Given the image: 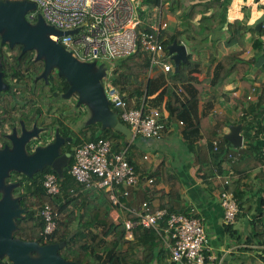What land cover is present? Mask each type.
<instances>
[{
    "label": "trees",
    "instance_id": "obj_1",
    "mask_svg": "<svg viewBox=\"0 0 264 264\" xmlns=\"http://www.w3.org/2000/svg\"><path fill=\"white\" fill-rule=\"evenodd\" d=\"M206 0H164L162 1V7L164 8L166 2L169 4L168 11L170 16L176 17L179 23L173 28H168L166 34L168 40L164 42V48L167 51V46L172 42L177 44H183L191 49V53L188 48V55L186 64H180L178 69L175 70L172 65L171 70L165 74L164 85L159 87L156 83L157 78H147L150 69L149 56L142 50L137 51L134 55L127 58L115 61L111 63L110 71L116 77L113 83L126 94L127 97H140L142 95L151 96L159 91L155 98L165 99L166 105L169 111L168 119H163L165 125L164 134L168 129V120L172 117H177L176 123L179 127H184L185 131L183 136L193 135L202 126L190 117L189 104H197L203 96L208 94H214L217 96L222 95L227 100L226 96L222 94L224 87L232 82L235 78L232 74L235 73L238 80L243 82L247 88H251V84L248 80V71L251 63L255 58L252 57L249 60H243L237 53H230L225 55L219 60L218 65L215 66L213 71V77L211 79L203 80L201 82H194L193 74L200 71V68L204 65L202 63V53L204 49L212 50L208 42L210 36L215 34L211 41L212 47H217L221 38L220 34L223 19L220 15V8L214 10L210 15H207L210 10V4L205 2ZM218 2L217 4H227L228 0H213ZM142 5L148 6L150 9L153 6H159L160 0H141ZM139 13V12H138ZM144 16V13H139ZM246 25L242 21H235L226 26V44L239 43L242 47L245 45L244 34L246 32ZM149 30V29H148ZM259 36L264 37V29L260 32ZM253 48L261 49L262 41H255L252 44ZM249 54L248 52H243ZM242 55V54H241ZM197 56L196 60L193 58ZM210 57H214L212 54ZM200 58V59H199ZM213 59H209L206 63L208 67L212 65ZM114 63V64H113ZM173 64V63H172ZM208 69V68H207ZM210 69V68H209ZM157 71V69H154ZM153 71V72H154ZM207 70V74L209 75ZM54 83V80H53ZM208 84V88L204 84ZM67 84L65 86L58 85L53 86L54 98L59 96L61 92L66 91ZM183 90L182 96H178L176 90L178 88ZM256 93L262 92L264 89H256ZM256 102H251L249 109L241 117L240 124L247 132L246 137L248 139L247 150L252 155L247 160L243 167L237 169L236 174L245 175L239 176L236 181L226 185L221 192L231 193L233 198L238 204V207L242 211L250 212L252 207L251 201H248L246 195L248 190L244 188L243 182L245 179H250V172L257 166H264V158L262 155V149L256 145L253 138L249 135V132H253L255 137H258L264 132L263 124L260 119H254V117L261 114L264 107V96L258 95ZM212 96L208 95L207 101H210ZM194 105V106H195ZM236 107L241 106V101L235 100ZM76 100L69 103V126L76 125L81 120L82 112H75ZM80 108V107H79ZM150 108V107H148ZM157 109V108H155ZM79 110V109H78ZM159 110V109H158ZM160 112V110H159ZM161 113V112H160ZM162 114V113H161ZM252 118L248 120V116ZM163 116V115H162ZM186 116V118L184 117ZM223 116L215 115L214 121L215 129L218 133L221 132L223 124L220 120ZM186 119L187 122L185 125ZM181 122L182 124H179ZM208 123V122H207ZM69 130V135L71 129ZM99 131L102 134L97 135V129L93 125H87L82 123V126L76 133L74 146L81 142H88L96 140L97 138H107L114 142V150H118L120 147L126 149L128 162L134 167L135 172L140 177V182H145L147 179H153L152 186L163 182L164 184L170 183L168 200L162 202L161 209H165L167 212L180 211L178 208L179 198V183L175 174L169 173L168 169H165L167 176L160 175L161 171L142 172L141 176L138 165L132 160L134 145L129 142H123L122 134L113 131L112 129H103L99 127ZM71 136V135H70ZM217 138V137H216ZM120 140V141H118ZM161 141V140H160ZM222 144L219 146L218 139H215L216 146H212L210 143L207 149L203 150V147H198L194 156V166L209 164L214 159L218 160V164L215 165L217 175L223 176L225 171L220 168V162L224 161L223 156V144H226L224 139L220 140ZM211 153L210 159L202 156V152L206 151ZM147 156L145 153H140L139 157L144 160ZM228 161V160H227ZM72 163V158L69 160V165ZM54 174L59 185V194L50 197L46 194L43 188V176L44 174ZM264 173H260L258 178L262 177ZM264 177V176H263ZM19 190H16V195L19 196L20 207L23 208L26 213L21 219H16L15 224L17 229L13 232V238L20 239L22 241L29 242H44L45 244H57L65 241L69 233L73 232L74 235L71 240L60 249L58 254L66 261L74 262L77 264H175L171 262L168 251L163 245V234L154 230H146L143 228H136L133 231V241H126L124 238L125 229L122 223H116L110 213L113 210H117V207H113L110 200V193L104 189H98L95 187L85 188L83 185L77 183L75 179L69 174L68 169L64 172L62 177H58L50 168H45L42 172L37 173L32 179H24L19 183ZM244 189V190H243ZM132 197V196H131ZM130 199V198H129ZM128 199V200H129ZM148 201L144 199L137 204ZM49 204L55 214V220L57 223L56 231L48 237H43L42 232L44 230L43 221L36 216L34 208L41 209L44 204ZM127 204H130L127 202ZM151 211L158 208H154L149 202ZM133 206V205H132ZM135 206V207H137ZM125 216L124 211L122 216ZM121 216V217H122ZM237 216V215H236ZM132 216L128 215V218ZM236 218V217H235ZM166 218L163 220L162 226L166 222ZM226 231L231 236L239 233L232 228V224H226ZM260 230V231H259ZM255 232L258 234V238H262L261 244L264 245V211L261 212L257 221L255 222ZM238 238V236L236 237ZM252 242V238H249ZM0 264H10L4 260H0Z\"/></svg>",
    "mask_w": 264,
    "mask_h": 264
},
{
    "label": "built area",
    "instance_id": "obj_2",
    "mask_svg": "<svg viewBox=\"0 0 264 264\" xmlns=\"http://www.w3.org/2000/svg\"><path fill=\"white\" fill-rule=\"evenodd\" d=\"M27 1L35 5L26 16L36 21L41 16L47 26L62 33L74 32L72 35H49L56 45L62 46L74 58L82 63L99 61L112 62L127 58L142 50L149 56L150 78L154 69L168 73L172 68V54L164 48L168 40L165 21L168 3L148 9L146 5H138L136 0H0ZM165 11V14H164ZM144 13V16L139 13ZM143 17V18H141ZM261 27H264L263 24ZM149 29V30H148ZM66 48H69L67 50ZM78 57L82 59L79 60ZM103 79V78H102ZM102 82V80H101ZM106 100L111 109L116 110L118 119L130 131L129 143L137 137L160 141L164 137L165 120L158 109L148 108L142 104L135 107L131 99L114 85L104 89ZM182 96L183 90H176ZM256 96L253 88L247 100ZM179 124H182L179 122ZM216 146L215 140L212 142ZM114 142L107 138L81 142L72 148V163L68 167L69 174L85 188L95 187L110 193L113 207L124 211L125 216L119 223L125 229L126 241H133L134 229L160 231L164 237L163 245L169 253L171 262L175 264H217L209 252V239L202 219L194 207L186 212H167L158 208L151 211L149 202L144 201L135 207L127 204L140 184V177L130 165L126 149L114 150ZM264 158V147L262 149ZM148 157L145 156L144 160ZM152 186L153 179L145 180ZM230 183L229 178L222 182ZM43 188L46 194L54 197L59 194V185L54 174H44ZM220 205L223 209L225 224H232L238 213V205L231 193H220ZM36 216L44 223L43 237L51 236L57 227L55 214L49 204H44ZM128 215L132 216L128 218ZM167 219L163 224V220Z\"/></svg>",
    "mask_w": 264,
    "mask_h": 264
},
{
    "label": "crops",
    "instance_id": "obj_3",
    "mask_svg": "<svg viewBox=\"0 0 264 264\" xmlns=\"http://www.w3.org/2000/svg\"><path fill=\"white\" fill-rule=\"evenodd\" d=\"M205 2L210 4V10H208L207 15H210L214 10H217L218 7H221L220 15L223 19V25L218 37L222 40L214 50L211 41L215 34L210 36L208 45H210L209 47H211L212 50L209 51L208 49H204V52L202 53V63L204 65L200 68V71L193 74L194 82L207 80V77L208 79H211L214 74L213 71L215 70V66L218 65L219 60L227 54L237 53L241 59L245 61L252 57L255 58L248 71V80L251 81V88L248 89L243 82L238 80L235 73L232 74L235 79L227 84L222 92L227 100L224 99L222 95L217 96L214 94H208V91H205L206 95L203 96L196 105L189 104L191 119L196 122L195 124L200 123L202 125L196 133H193V135L189 134L187 137L183 136L185 131L184 127L177 126L176 123L178 118L172 117L168 120L169 130L164 134L161 141L137 137L133 141L134 144L132 142L135 146L132 160L140 168L138 172L141 176H147V174L143 175L142 172L152 173L156 170H164L160 172V175L163 177H166L168 175L167 172L169 171V173L177 176L179 180L180 198L177 209H180V212H186L191 207H194L197 210L198 217L202 219L203 226L209 239L208 255L212 256L217 264H264V245L261 244L262 238H258V234L255 232V222L261 212L264 211V175L260 178L257 177L260 173H264V166L253 168L248 172L250 179H245L243 182L244 188L248 190L246 197L252 204V206L248 205V207H252V211H242L238 207L237 216L232 223V228L239 232L235 234V236H231L228 231H226V224L223 219V209L220 205V191L226 186L222 183L223 180L229 178V184H231L233 181H236L239 176L247 174H236V171L240 167H243L245 162L252 156L247 150V132L244 131V128L239 121H241L243 114H247L246 110L249 109L251 102H256V97L259 94L264 96V37L259 36L264 28H261V31L259 32L254 30L255 22L264 13L262 5L264 0H228L226 5L223 3L217 4L218 2L213 0H206ZM168 13L169 11L166 9L165 21L169 24V28H173V25L176 26L179 21L176 17H172ZM235 21H242L247 27L244 34V47L239 43H231L227 45L224 40L227 36V24H231ZM170 22L173 23L172 27ZM257 40L262 41L261 49H255L252 46ZM186 50L188 54V47H186ZM243 52H248L249 54ZM211 54L214 57H210ZM196 57L197 56L193 59L196 60ZM209 59H213L210 67L206 64ZM207 70L210 71L209 75L207 74ZM156 75H160L157 78L156 83L161 87L164 85L166 79L165 74L157 69V71L152 73L150 78ZM204 85L208 88L207 83ZM253 88L263 90L262 92H257L256 96L254 95L255 97H252L251 100H247V97L250 95ZM158 91L151 96L142 95L140 97H133L131 103L135 107L141 105L142 102L146 107L157 108L160 110L163 117L168 119L169 111L166 105V100L155 98ZM208 95L212 96L210 101H207ZM235 100L241 101V106L236 107ZM215 115L223 116L220 120V123L223 124L220 133L215 129L214 121L212 122ZM184 117L186 118V116ZM251 118L252 116L249 115L248 120ZM254 119H260L264 130V107L260 116L257 114ZM184 122L186 125L187 122H190V119L189 121L186 119ZM238 124L241 125L240 135L242 137V143L241 147H233L225 140V136L230 133L231 126ZM249 135L261 150L262 147H264V132L258 137H255L253 132H249ZM121 139L125 142L127 137L122 135ZM215 139H218L219 146L222 144L220 141L221 139L226 141V144H223V150H221L224 152V161L220 162V168L225 171L223 176L217 175L215 165L219 162L217 159H210L211 153L209 150L208 152L206 151V153L204 152V154L202 152V156L211 160L208 162L209 164L206 163L194 166V156L198 147H203V150L207 149V146ZM137 144L141 146V151L136 148ZM145 147L161 148L164 150V154L162 155L159 154V152L154 151L152 152L154 155L151 157ZM140 153H145L148 159L142 160L139 157ZM165 169H168L169 171H165ZM169 189L170 183L166 185L161 182L155 187H150L146 185V182H140L138 188L132 191V197H130L128 202L133 206H137L136 199L138 191H142L143 200L148 199L154 208H159L161 207L162 202L168 200ZM110 215L116 223H119L122 219L121 210H113ZM237 236L238 238H236ZM249 238H252V242H250Z\"/></svg>",
    "mask_w": 264,
    "mask_h": 264
},
{
    "label": "water",
    "instance_id": "obj_4",
    "mask_svg": "<svg viewBox=\"0 0 264 264\" xmlns=\"http://www.w3.org/2000/svg\"><path fill=\"white\" fill-rule=\"evenodd\" d=\"M264 8V2H263ZM35 5L27 1L0 2V31H3V39L21 42L26 46L36 47L38 57L46 60L45 72L51 68L58 70V75L65 77L69 83V89L63 97L68 98L72 94L77 96V106L85 105L89 111L87 125L100 124V129H112L130 139L129 129L119 121L116 110L109 107L106 100L102 78L105 76V68L94 63H82L67 52L62 46L54 44L49 35H72L74 32L62 33L51 26H47L42 17L38 16L33 25H28L25 15L29 10H34ZM264 21L263 15L255 22L254 30L259 32ZM28 41V42H27ZM167 51L172 54L171 60L174 69L180 64H186L187 50L184 45L175 41L167 46ZM241 125L230 127V133L225 140L233 147H241ZM19 147L13 149L8 155L12 159L0 163V260L7 258L10 264H77L64 260L59 250L71 240L74 233L71 232L65 241L57 244L39 245L38 242L22 241L13 238L12 234L17 229L16 219H21L25 210L20 207L19 199L13 198L11 191L16 184L5 185L4 180L8 172L14 170L28 177L36 171L49 167L58 177H62L68 169L70 154L59 155L61 140L56 137L51 145L39 149L31 156H25L23 145L24 138L19 140ZM2 152V151H1ZM0 152V153H1Z\"/></svg>",
    "mask_w": 264,
    "mask_h": 264
},
{
    "label": "flooded vegetation",
    "instance_id": "obj_5",
    "mask_svg": "<svg viewBox=\"0 0 264 264\" xmlns=\"http://www.w3.org/2000/svg\"><path fill=\"white\" fill-rule=\"evenodd\" d=\"M24 18L28 25L34 24V21H31L28 16ZM2 34L1 30L0 152H2L0 153V163L12 159L11 155H6L19 147V140L22 137L24 138L25 156H31L37 148L48 147L56 137L61 140L59 155H71L76 137L70 136L68 130L72 131L68 118L69 101L76 100L77 104V96L72 94L68 98L63 97L69 89V83L65 77L58 75L56 68L45 72L46 60L43 56L38 57L36 47H31L32 45L28 47L9 38L3 39ZM59 84L62 85V88L66 84L68 87L66 91L54 98L53 86ZM78 109L75 112L80 111ZM45 168L49 167H44L43 170ZM43 170L36 171L30 177L14 170L9 171L4 180L5 185H17L11 191L12 197L19 199L16 190H19V183L22 180L32 179ZM1 197L2 193L0 192V199ZM39 245L48 244L42 242Z\"/></svg>",
    "mask_w": 264,
    "mask_h": 264
},
{
    "label": "rangeland",
    "instance_id": "obj_6",
    "mask_svg": "<svg viewBox=\"0 0 264 264\" xmlns=\"http://www.w3.org/2000/svg\"><path fill=\"white\" fill-rule=\"evenodd\" d=\"M137 2H140L141 0H136ZM139 6L141 5V3H139L138 4ZM168 6H169V4H168ZM164 14H165V11H164ZM169 14V13H168ZM141 18H143V17H141ZM170 25H171V27H172V25H173V23H171L170 22ZM168 27H169V24H168ZM173 27H174V25H173ZM250 27V26H249ZM189 48V47H188ZM67 50H69V48H66ZM189 51H190V53H191V49L189 48ZM189 51H188V53H189ZM203 58V57H202ZM78 59L79 60H81L82 58L81 57H78ZM114 64V63H113ZM98 66H103L104 68H105V76L103 77V79H102V83H103V85H104V89H106L107 87H108V85L109 84H111V85H114V86H116L114 83H113V81H114V79L116 78L112 73H111V71H110V66H111V64H109V62H107V61H99L98 63H97V67ZM155 78H157V75L155 76ZM71 101V100H70ZM70 101H69V103H70ZM77 109V107L75 108V110ZM80 111H82V117H81V120L79 121V122H77L76 123V125H74V126H72L71 128H72V131L70 132V135L71 136H74V137H76V133H77V131H78V129L82 126V123H87V121H88V119H89V111H88V109H87V107L85 106V105H81L80 106ZM88 118V119H87ZM85 120V122H83ZM94 126L96 127V129H97V135H99V134H102L100 131H99V127H100V124H98V123H96V124H94ZM128 141V139H126L125 140V142H127ZM137 142V141H136ZM133 144H134V142H133ZM144 146V145H143ZM134 148H135V146H134ZM136 148L138 149V150H140V148H141V146L140 145H136ZM146 149H147V151H148V153H149V155H151V157H152V155H154V153H152V152H154V151H157V152H159V154H164V150L163 149H161V148H158L157 149V147H154V148H151V147H145ZM141 151V150H140ZM165 151H166V149H165ZM224 192V191H223ZM142 194H143V192L142 191H138V196H137V199H136V202H137V204L140 202V201H142L143 200V196H142ZM37 210H39V209H37V208H34V211H37ZM37 213V212H36ZM2 260H4L5 262H8V263H10L9 261H8V259L7 258H3Z\"/></svg>",
    "mask_w": 264,
    "mask_h": 264
},
{
    "label": "clouds",
    "instance_id": "obj_7",
    "mask_svg": "<svg viewBox=\"0 0 264 264\" xmlns=\"http://www.w3.org/2000/svg\"><path fill=\"white\" fill-rule=\"evenodd\" d=\"M2 2H4V1H2ZM26 16V15H25ZM37 21V20H36ZM36 21H34V23L36 22ZM261 28H264V27H261ZM261 31V30H260ZM183 45V44H182ZM185 46V45H184ZM186 48V47H185ZM188 55V54H187ZM103 84V83H102ZM110 107V106H109ZM113 110V109H112ZM120 121V120H119ZM72 155V154H71ZM70 158H72V156H70ZM70 166V165H69ZM68 166V167H69Z\"/></svg>",
    "mask_w": 264,
    "mask_h": 264
}]
</instances>
